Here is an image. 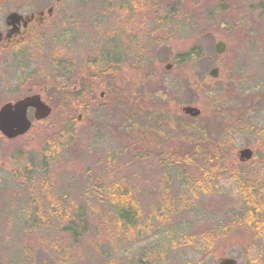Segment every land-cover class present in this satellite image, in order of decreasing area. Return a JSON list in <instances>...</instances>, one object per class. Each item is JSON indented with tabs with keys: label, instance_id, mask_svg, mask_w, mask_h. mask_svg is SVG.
<instances>
[{
	"label": "rangeland",
	"instance_id": "1",
	"mask_svg": "<svg viewBox=\"0 0 264 264\" xmlns=\"http://www.w3.org/2000/svg\"><path fill=\"white\" fill-rule=\"evenodd\" d=\"M65 4L26 59L0 61V107L36 93L53 107L24 138L0 137V264H218L223 255L246 264L253 237L223 228L231 198L242 196L238 151L264 150V0ZM108 55L116 78L91 75L81 90ZM158 83L167 92L161 103L150 93ZM153 106L161 119L139 117L141 130L125 136L134 110ZM184 106L201 110V132L183 127L191 118ZM226 136L235 141L221 158L225 172L214 173L218 188L199 179L186 144ZM160 152L185 157L183 180ZM115 188L131 196L123 201L134 209L129 225L110 198Z\"/></svg>",
	"mask_w": 264,
	"mask_h": 264
},
{
	"label": "flooded vegetation",
	"instance_id": "2",
	"mask_svg": "<svg viewBox=\"0 0 264 264\" xmlns=\"http://www.w3.org/2000/svg\"><path fill=\"white\" fill-rule=\"evenodd\" d=\"M67 1L68 0H0V61L26 59L34 47L46 37L45 35L51 22H53L55 17L61 12L62 7L66 6L65 3H67ZM34 95H39L42 102L48 105L53 113V107L43 99L40 93L30 94L18 100L8 101L4 103L0 109L8 103L14 105L19 100ZM30 114H32L34 122L30 120ZM27 118L32 123V127L27 134L14 139H8L0 132V137L9 141L24 138L36 127L37 123L46 120L36 121L34 108L28 109ZM220 138L221 137L218 139V156L221 160L224 154H226L227 141L232 143L235 139L231 140V137L227 138L226 136V138H224V142H226L223 145V137ZM244 150H249L251 152L250 159L247 160L241 157L240 153ZM260 150L261 144L259 143L258 146L252 145L251 147H245L238 151L236 162L233 164V167L247 168L244 171L246 174L241 172V174H237V177H239L240 183H242L245 188L249 189V195H244L240 183L235 180L236 189L242 196L240 198H231V200L235 202L236 206H240L238 208L235 206L233 214H230L232 216L231 221L223 228L227 232L231 231V233L234 231H243L253 237L246 264H264V245H262V243H264V150ZM248 176L254 177L255 180H250V178L248 180L245 179V181L243 178ZM231 249L234 251L236 248ZM223 259L236 260L237 264H239V260L232 255L221 256L217 263L219 264ZM39 264L44 263L40 262ZM145 264L150 263L147 262Z\"/></svg>",
	"mask_w": 264,
	"mask_h": 264
},
{
	"label": "trees",
	"instance_id": "3",
	"mask_svg": "<svg viewBox=\"0 0 264 264\" xmlns=\"http://www.w3.org/2000/svg\"><path fill=\"white\" fill-rule=\"evenodd\" d=\"M109 58H104L102 60L101 63H99L100 67H98V64L96 65V63L94 64V69H88V74L86 75L87 79H85L82 83L80 82V87L81 90H85L86 88V83L88 81V79L90 80V77L92 75V77L94 79H103L105 76L108 79L111 78H116L117 74V70L109 67V65H112V61H114L115 59L113 57H111L110 55L108 56ZM109 64V65H108ZM108 65V68H105V66ZM94 71V72H93ZM93 72V74H91ZM65 88L67 86V83H65ZM168 87V86H166ZM151 95L153 97H157L159 100V103H161L160 99L161 97L165 96L166 90L164 87H162V85H160V83H158L157 85H154L153 89H151L150 91ZM79 96V100L80 98V94H78ZM147 117V119L150 118L151 122L155 121V120H159L161 119L162 116V112L159 111L158 107H151V110H146V111H141V109H135L134 110V114L133 116L128 117L129 119H127V121L124 122V126H123V132L125 136L131 135V133H133L136 130H139L140 127L142 126L141 122H137V118L139 117ZM157 118V119H156ZM132 120V121H131ZM200 117L198 118H190V122H188V124L186 126H183L185 129H189L190 131L194 132H201L203 130V128L201 129L200 127L197 126V124L200 121ZM130 122V124L126 125L125 123ZM200 124V123H199ZM141 130V129H140ZM206 131V130H205ZM186 141H189L188 139ZM201 141V140H199ZM190 142V141H189ZM187 143L186 145H188V147L193 150V155L191 156L193 159H189L190 162H194V160H196L197 162L199 161L200 164L198 163L197 168H202L199 169L201 170V172L203 173L201 178L204 180L205 182H209L210 180L213 181L214 183L218 182V188H219V175H218V181L215 180L214 177V173L216 174V172L220 171V172H225L224 168L221 165V160L220 157L218 156V160H216V155L218 154V145H212L213 143H209L212 146L207 145L208 142H204L202 141V148H200L198 145H200V142H197V139L195 138L194 140H192V142ZM158 156L161 158L162 164H165L164 167L165 169H167L168 173H173V175L179 179L180 181L183 180V174H181L180 170L182 169V160L183 155H172L170 153H166V152H160L158 154ZM215 157V158H214ZM214 159V161H213ZM186 162V161H185ZM221 167V168H220ZM220 168V169H218ZM174 171V172H173ZM182 171V170H181ZM185 175V174H184ZM172 176V175H171ZM173 176V177H174ZM238 181L240 183V179L239 177L234 178V181ZM190 184L194 183L193 181L188 182ZM195 184L199 185V180L198 178L195 180ZM241 185V190L243 191L244 195H249V189L245 188V186L240 183ZM122 192V193H121ZM130 194L128 191H124L123 188L119 189V188H115L111 191L110 193V198L113 199V205L115 208V211L117 213L118 218L121 220L120 224H131L132 223V217H133V213H134V209L132 206H129L130 204H132V200L130 198ZM123 201H129L128 203H130L129 205L126 203H123ZM136 209V208H135ZM125 225V224H124Z\"/></svg>",
	"mask_w": 264,
	"mask_h": 264
},
{
	"label": "water",
	"instance_id": "4",
	"mask_svg": "<svg viewBox=\"0 0 264 264\" xmlns=\"http://www.w3.org/2000/svg\"><path fill=\"white\" fill-rule=\"evenodd\" d=\"M226 50V44L219 40L215 45V52L217 55H221ZM171 65L165 67L166 70L171 69ZM219 75V69L214 68L210 72V77L217 78ZM29 108L35 109V120L42 121L47 119L52 114V109L42 102L39 95L28 96L22 100H19L16 104L8 103L0 109V132L8 139H14L16 137L25 135L30 131L32 123L27 118V111ZM185 115L193 118L201 115V110L193 107L186 106L182 109ZM241 157L245 159L251 158V152L244 150L241 153ZM219 264H237L236 260L223 259Z\"/></svg>",
	"mask_w": 264,
	"mask_h": 264
}]
</instances>
